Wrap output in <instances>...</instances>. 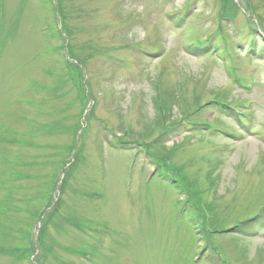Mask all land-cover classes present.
I'll list each match as a JSON object with an SVG mask.
<instances>
[{"label": "rangeland", "instance_id": "1", "mask_svg": "<svg viewBox=\"0 0 264 264\" xmlns=\"http://www.w3.org/2000/svg\"><path fill=\"white\" fill-rule=\"evenodd\" d=\"M224 3L0 0V246L38 241L54 212L42 249L0 264H264V0ZM166 148L225 227L261 210L212 235L227 257L192 224L194 187L159 166Z\"/></svg>", "mask_w": 264, "mask_h": 264}, {"label": "trees", "instance_id": "2", "mask_svg": "<svg viewBox=\"0 0 264 264\" xmlns=\"http://www.w3.org/2000/svg\"><path fill=\"white\" fill-rule=\"evenodd\" d=\"M231 2H232V0H225L224 5L226 6V4L228 5V3L230 4ZM60 14H62V12H60ZM66 28L67 27H65V24H64V29H66ZM69 34H68V36H69ZM82 61L85 62V59H82ZM67 66H68V69H70V71H72V66L69 65V64H67ZM222 96H224L223 93L217 94L216 96H214L213 99L209 100V103H216V105L219 106L223 110L224 109H231V110L236 109V107H233L230 104L223 103V101L220 98ZM160 99L162 100V98H160ZM162 102H165V98L162 100ZM201 107H202V105H200L198 107V110L201 109ZM168 111H169V109H168ZM236 111H237V109H236ZM164 117L162 116V118L165 119L164 122H166L165 124L163 123L165 125L164 126L165 128L159 134L160 138L156 139L155 142H154L155 145H154V147H152V149L156 148L154 152H156L157 150H160L159 147H158L160 145L157 144V141L159 143L164 138L165 135L167 136L168 134H170V132L172 131V129L174 127L171 124L167 125V117H165V118ZM188 122L192 123V121H190V120ZM207 127L210 130H212V129H217V130L220 129V128H215V127L213 128L211 125L210 126H206V128ZM74 148H75V144L72 145V147H70V151H72ZM163 150H164V148H163ZM166 151L167 152L165 154H163V152L159 151L158 153H156V155H155V153L153 155H154V157H156L159 160V163L161 164L159 166H161V167H165L166 166L172 172V175L174 176L173 178H174V181H175L174 184L177 186L176 188H178L179 190H182L181 188H184L187 185V183L192 185V187H194L193 188L194 192H192V193L190 191V187H188L189 190H188L187 193H185V194H187V197H186L185 200L183 199V202L188 206V208L190 210L191 221H192V224H193L194 228L196 230L197 229L201 230L202 235L210 243H212V242L215 243L212 246V249H213L214 253L218 254L220 256V258H222V256H223L222 254H224L227 257L228 256L227 255L228 251H227L226 245H224V244H222L220 242L216 243L215 239L212 238V235H214L215 233L222 234L221 232H224L228 228H231V227L232 228L236 227V226L239 227L240 224L244 223L245 221H247L249 219L254 218L258 213H260L261 210L257 209L253 214L247 216V218L241 219L240 221H236L235 220L233 222V225L225 227L224 225H222L223 223H219L218 222V220L222 219V216L220 214V210H219V207H218L219 204L215 203V201H213V202H211L212 204H209V206H206V202H207L208 196L210 194V190L207 193H203V191L200 192L199 189H197V179L196 180L195 179H190V177H188V176L187 177H183L182 174H183V172H185V167H183L184 165L182 167L181 166L180 167H175L174 161L170 160V158L172 156H175V152H173L171 149H168V148H166ZM168 152H171V153H168ZM57 181H58V179L56 180V182ZM215 182L213 184H215ZM62 184H63L62 186H64L65 185V181ZM51 202H53L52 199H51ZM60 203H62L61 199H60V202H58L56 204V206L60 205ZM198 210L200 211V213H198ZM209 213H210V215L213 216L212 218H208V214ZM43 215H45V214L43 213L42 215H40L35 220V223L32 225V226L37 225L39 221H42V224H43L42 225L43 226V230H42L43 234L39 233V238H38L37 244L34 242L33 238L31 237L32 233L29 232L28 233V236H29V238H28L29 245L28 246L10 248V247L1 245L0 246V253L5 254V253H8V252H20L19 256L21 258H25L24 256H28V255L32 256V254L34 255L35 252L37 251V248L41 247V249H42V246H45V241H44L45 233L44 232L47 231V229H48V221H50L51 220L50 218L54 216V212H46V215L44 217H43ZM229 262H230V259L227 258L225 264L229 263Z\"/></svg>", "mask_w": 264, "mask_h": 264}]
</instances>
